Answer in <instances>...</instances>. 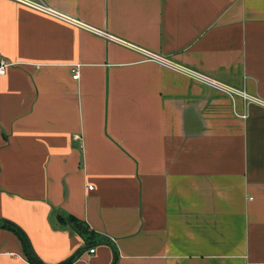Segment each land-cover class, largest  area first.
<instances>
[{
    "label": "crops",
    "instance_id": "obj_1",
    "mask_svg": "<svg viewBox=\"0 0 264 264\" xmlns=\"http://www.w3.org/2000/svg\"><path fill=\"white\" fill-rule=\"evenodd\" d=\"M1 59L0 225L40 261L264 264V105L234 94L264 98V0H0ZM0 264H32L4 228Z\"/></svg>",
    "mask_w": 264,
    "mask_h": 264
},
{
    "label": "trees",
    "instance_id": "obj_2",
    "mask_svg": "<svg viewBox=\"0 0 264 264\" xmlns=\"http://www.w3.org/2000/svg\"><path fill=\"white\" fill-rule=\"evenodd\" d=\"M68 222L71 225H73L75 230L78 231L86 239L87 245L90 246L92 244V241L90 238L93 236V234L91 233V231H89V228L84 223H82L79 220L72 218V217L68 219ZM1 223L2 224L0 225V228L11 230L19 237V239L21 240L23 247L26 251V257L30 263H32V264H44L35 255V252L32 248L29 237L27 236L25 231L18 224H16L13 221L5 220V219H3L1 221ZM75 258H76V255L72 256L71 258H69L68 260H66L60 264H70L73 262V260Z\"/></svg>",
    "mask_w": 264,
    "mask_h": 264
},
{
    "label": "built area",
    "instance_id": "obj_3",
    "mask_svg": "<svg viewBox=\"0 0 264 264\" xmlns=\"http://www.w3.org/2000/svg\"><path fill=\"white\" fill-rule=\"evenodd\" d=\"M11 65H13L12 62H10L9 60L7 59H1L0 60V75H5L7 73V69L8 67H10ZM79 66H76L75 69H74V75L73 77L75 79L79 78ZM234 94H240L245 100L246 102H255V103H261L262 105H264V98H258L256 96H251L250 94H248L246 91L244 90H239L237 92H234ZM245 117V115H244ZM90 188H93V186H90ZM96 251V248H91L90 249V253L93 254L95 253Z\"/></svg>",
    "mask_w": 264,
    "mask_h": 264
}]
</instances>
